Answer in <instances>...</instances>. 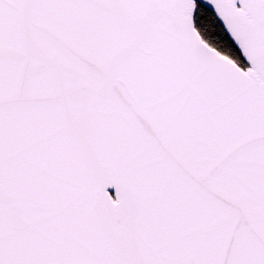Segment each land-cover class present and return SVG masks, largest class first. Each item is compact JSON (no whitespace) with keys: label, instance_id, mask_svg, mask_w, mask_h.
Masks as SVG:
<instances>
[{"label":"snow or ice","instance_id":"obj_1","mask_svg":"<svg viewBox=\"0 0 264 264\" xmlns=\"http://www.w3.org/2000/svg\"><path fill=\"white\" fill-rule=\"evenodd\" d=\"M0 264H264V0H0Z\"/></svg>","mask_w":264,"mask_h":264}]
</instances>
